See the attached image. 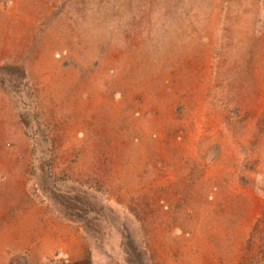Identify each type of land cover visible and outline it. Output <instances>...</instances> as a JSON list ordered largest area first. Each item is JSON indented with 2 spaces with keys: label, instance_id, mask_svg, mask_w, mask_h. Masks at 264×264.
Here are the masks:
<instances>
[{
  "label": "rangeland",
  "instance_id": "374dc122",
  "mask_svg": "<svg viewBox=\"0 0 264 264\" xmlns=\"http://www.w3.org/2000/svg\"><path fill=\"white\" fill-rule=\"evenodd\" d=\"M0 264H264V0H0Z\"/></svg>",
  "mask_w": 264,
  "mask_h": 264
}]
</instances>
